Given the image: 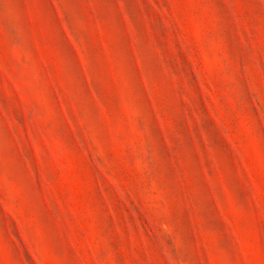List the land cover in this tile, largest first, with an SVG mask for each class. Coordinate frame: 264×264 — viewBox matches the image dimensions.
<instances>
[{"label":"rangeland","instance_id":"1","mask_svg":"<svg viewBox=\"0 0 264 264\" xmlns=\"http://www.w3.org/2000/svg\"><path fill=\"white\" fill-rule=\"evenodd\" d=\"M0 264H264V0H0Z\"/></svg>","mask_w":264,"mask_h":264}]
</instances>
